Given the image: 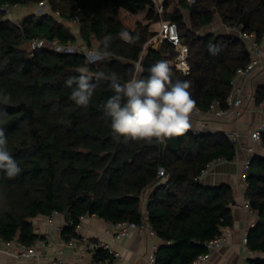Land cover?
Returning a JSON list of instances; mask_svg holds the SVG:
<instances>
[{"label": "trees", "instance_id": "16d2710c", "mask_svg": "<svg viewBox=\"0 0 264 264\" xmlns=\"http://www.w3.org/2000/svg\"><path fill=\"white\" fill-rule=\"evenodd\" d=\"M41 2H47L48 12L18 24L0 10V92L11 96L9 101L0 97V128L21 168L15 178L0 172V238L31 245L39 237L33 219L54 211L65 214L69 210L62 232L65 241L78 237L77 227L86 215L113 223H140L144 191L155 185L146 207L157 237L164 241L156 250L155 264H191L207 251L206 242L233 225L232 188L205 185L199 176L215 159L233 160L236 143L223 132L190 130L164 143L114 138L110 120L101 109L113 94L107 82L99 83L91 103L83 108L69 98L71 89L65 81L86 66L89 75L115 72L127 82L137 62L146 70L173 57L168 41L160 48L145 49L156 33L152 22L159 20L155 2L0 0V7ZM121 8L139 16L134 28L133 19L121 17ZM217 16L222 25L244 24V30L264 44V0H197L193 4L179 0L164 14L177 25L190 48L191 73L183 75L173 68V78L191 82L196 107L203 112L214 101L227 106L232 79L252 60L247 40L213 28ZM73 21L78 22L76 32L68 24ZM125 30L138 36L135 44L117 36ZM106 35L113 37L110 58L96 64H88L82 52H59L46 45L27 48L35 38L57 39L62 44H76L80 39L87 48L96 42L103 50ZM210 44L219 46L216 55L209 53ZM256 101L264 105V86L258 89ZM161 167L169 173L165 181L158 177ZM247 182L245 196L259 216L258 224L248 232L247 245L263 254L249 264H264V156L252 159Z\"/></svg>", "mask_w": 264, "mask_h": 264}, {"label": "crops", "instance_id": "0c3cea01", "mask_svg": "<svg viewBox=\"0 0 264 264\" xmlns=\"http://www.w3.org/2000/svg\"><path fill=\"white\" fill-rule=\"evenodd\" d=\"M155 5L161 3L167 5L165 12L173 10L179 0H153ZM35 8L34 6H31ZM126 9L121 8L120 14ZM140 15H145L141 13ZM223 28V30L221 29ZM152 28L157 30L158 20L152 22ZM216 28V27H215ZM217 29V28H216ZM218 31H227L226 27L220 22ZM97 49L98 43L94 42L91 49ZM243 104L242 115L235 120L204 118L191 116L192 127L190 131L195 133L223 132L225 134L236 133L237 156L233 160H222L217 163L210 173L200 180L203 184L214 186L225 184L232 188L234 201L231 204L233 225L224 227L230 230L226 242L215 249L211 254L207 264H249L251 260L262 257L263 254L253 252L249 249L244 250L243 236L246 232L255 227L259 222V216L251 207L244 205V196L247 187L246 181L241 177L244 161L249 156L248 148L252 147L258 156H264V146L254 140L251 136L252 131L264 125V105L256 101L258 89L264 86V70L256 72L250 79L242 81ZM165 181V179H162ZM155 185L148 187L143 195V209L146 210L149 193ZM35 232L45 238L49 245L44 248V253L51 259H64L73 264H98L94 261L90 252H82L84 238L91 241L106 239L114 250L121 257V264H147L148 258L158 247L164 243L157 236L149 233H134L129 238H118L108 235L106 229L109 221L97 215H86L82 217L77 227L78 237L74 238L75 244H66L62 237V232L67 225L66 215L59 214L52 219L49 216L40 215L33 219ZM71 241V240H70ZM68 242V241H67ZM0 264H33L31 260L16 259L0 253Z\"/></svg>", "mask_w": 264, "mask_h": 264}, {"label": "clouds", "instance_id": "9594fccd", "mask_svg": "<svg viewBox=\"0 0 264 264\" xmlns=\"http://www.w3.org/2000/svg\"><path fill=\"white\" fill-rule=\"evenodd\" d=\"M117 36L128 44H135L138 39V36H133L126 30L119 32ZM112 39L111 35H106L103 50L97 48L85 52L87 63L96 64L109 59L108 48ZM208 51L216 55L220 48L210 44ZM186 54L187 50L178 57L175 64V69L184 75L190 73ZM77 71L78 76L69 77L65 81L66 87L71 89L69 98L77 106H89L101 81H106L112 90L113 94L102 104L101 109L103 116L110 120L111 132L116 139L124 137L149 142L155 139L164 143L167 139L184 135L192 127L191 116L196 110V101L190 91L191 82L174 79L173 65L167 60H159L146 70L136 64L135 72L127 82H122L115 72L106 75L99 71L89 75V68L86 66ZM144 71L148 72L147 76L143 75ZM0 97L4 101L11 99L10 94L3 92H0ZM0 172L8 178H15L21 173V168L9 151L3 128H0Z\"/></svg>", "mask_w": 264, "mask_h": 264}, {"label": "built area", "instance_id": "2783aa9c", "mask_svg": "<svg viewBox=\"0 0 264 264\" xmlns=\"http://www.w3.org/2000/svg\"><path fill=\"white\" fill-rule=\"evenodd\" d=\"M189 4L195 3L197 0H194V2H191V0H187ZM28 6H45L46 8L49 6L47 5V2H41L37 5H28ZM26 7V6H25ZM21 8L19 6H10L9 4H4L2 7H0V10L5 12L7 16L11 18L13 14L12 9H18ZM157 14L159 15L158 20V28L157 30H154L156 33L155 35L146 43L145 49L147 48H160L161 44L165 41H168L171 43L175 55L173 57H167V61H169L173 68H175V64L178 62V57H180L182 54L185 53V50H187L186 54V62L190 65V73H191V63L189 60L190 57V48L189 45L185 42L184 38L180 35L177 25L174 22L167 21L164 18L165 14V8L163 4L157 3L155 5ZM57 16H60V12H56ZM174 26V28H173ZM227 29V31L235 32L237 33L241 38L247 40L249 42L250 46V53L252 55L251 62L244 68H240L237 71L236 76L232 79V91L230 93V96L227 100V106L222 107L221 103L219 101H214L211 104L210 109L207 112H203L201 109L196 107V110L193 112L192 116L198 117L199 119L204 118H217V119H229V120H235L238 119L242 113H243V104L245 102V97L243 95V89L241 86L242 81H246L250 79L256 72L264 70V44H260L257 39L255 38V35L252 33H248L244 30V24L241 25H224ZM33 43L37 44L38 47H41L43 45H48L49 47L55 48V50L59 52H66V53H76V52H82L85 54V52L89 50H93L90 48L76 44H62L57 39H54L53 41H47L45 39L41 38H35L32 40ZM137 64H140V62H137ZM141 65V64H140ZM176 70V69H175ZM179 72V71H178ZM182 73V72H180ZM189 73V74H190ZM183 74V73H182ZM188 74V75H189ZM184 75V74H183ZM264 130V125L256 127L252 133L251 136L254 140L262 143V132ZM236 133H230L228 134V137L236 143L237 137ZM249 156L244 161V167L242 172V179L247 182V177L249 175L250 171V165L252 162V159L257 156L254 149L252 147L248 148ZM224 159H215L211 161L202 171L199 176V179L210 173L212 168L222 161ZM158 177L162 179H168L169 173L166 172V170L161 167L159 169ZM244 205L250 207V201L249 199L244 196ZM60 212L54 211L50 217L51 219L59 215ZM229 229L227 228L226 232H223L220 235H217L213 239L206 242V248L207 251L200 254L191 264H207V262L210 259L211 254L215 251L216 248L223 245L226 240L227 236L230 234ZM149 233L152 236H157L155 230L153 229L150 221H149V215L147 210H144L143 212V218L140 223L136 222H130V221H122L118 223H113L109 221V226L106 229V233L108 235L116 236L118 238H129L133 236L134 233ZM249 232V231H248ZM248 232H246L243 236V246L244 250L248 249ZM66 244L74 245V240L71 241H64ZM82 247V252H90L93 256L94 261H96L98 264H121L122 259L118 255V253L114 250L111 243L107 241L106 239H100L96 241H91L89 239L84 238ZM50 242H48L45 238L42 236H39L36 241L29 245L26 244L19 239H14L11 241L3 240L0 238V253H3L7 256L14 257L16 259H22V260H31L33 261V264H73L70 261L64 260V259H51L49 258L48 254L44 253V248L49 245ZM103 250V253H99ZM156 262V251L150 255L148 258L147 264H155Z\"/></svg>", "mask_w": 264, "mask_h": 264}, {"label": "rangeland", "instance_id": "374dc122", "mask_svg": "<svg viewBox=\"0 0 264 264\" xmlns=\"http://www.w3.org/2000/svg\"><path fill=\"white\" fill-rule=\"evenodd\" d=\"M49 9H50L49 6L47 8L45 6H37L35 8L30 7V6H26V7H21V8L15 9V10L12 9L13 10V14L11 16V18H12L11 20L13 22H16L18 24V23H21L22 19H24L26 17L32 16V15H35V14L38 15V16H41L42 14H45V12H48ZM187 14L188 13L186 12V15ZM121 17L133 19V26H132L133 28L135 27V23L134 22L139 18V16L130 15L126 11H122ZM8 18H10V17L8 16ZM77 23H78L77 21H73V22H69L68 23L69 26L72 28V30L74 32H76ZM219 23H220V19L217 16L215 18V20H214V23H213L214 27L213 28H215V27L218 28V24ZM215 29H213V30H215ZM221 29L223 30L222 27H221ZM77 44L80 45V46H83L84 45V44H82V41L80 39L78 40V42L76 43V45ZM46 46H48V45L46 44ZM37 47H38L37 44H35L33 42H30V43L27 44V48L30 49V50L35 49ZM93 49H95V48H93Z\"/></svg>", "mask_w": 264, "mask_h": 264}, {"label": "water", "instance_id": "95a60500", "mask_svg": "<svg viewBox=\"0 0 264 264\" xmlns=\"http://www.w3.org/2000/svg\"><path fill=\"white\" fill-rule=\"evenodd\" d=\"M69 214V210H67L66 212H65V215H68Z\"/></svg>", "mask_w": 264, "mask_h": 264}]
</instances>
